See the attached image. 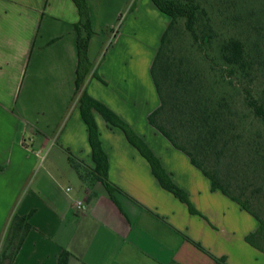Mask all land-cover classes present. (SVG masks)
I'll return each instance as SVG.
<instances>
[{"label":"crops","instance_id":"0c3cea01","mask_svg":"<svg viewBox=\"0 0 264 264\" xmlns=\"http://www.w3.org/2000/svg\"><path fill=\"white\" fill-rule=\"evenodd\" d=\"M88 3L86 90L142 138L187 200L99 112L114 198L95 178L75 96L74 0H0V253L12 217L32 212L13 264H57L63 249L69 264H264L247 240L260 221L149 120L161 105L151 67L169 16L153 0Z\"/></svg>","mask_w":264,"mask_h":264},{"label":"trees","instance_id":"16d2710c","mask_svg":"<svg viewBox=\"0 0 264 264\" xmlns=\"http://www.w3.org/2000/svg\"><path fill=\"white\" fill-rule=\"evenodd\" d=\"M153 1L163 13L169 16L170 21L161 37V43L151 67L152 76L160 94L161 105L149 116V120L176 147L186 152L192 162L210 177L213 188L221 189L256 216L260 221V226L247 236V240L264 250V204L254 205L253 200L257 196L248 190V184L244 181L240 165L227 167L226 170L217 165L221 157L231 148L235 135L230 133L228 136V133L233 126L226 125L228 117L226 112L221 109V105L212 108L211 99L207 98L205 93H201V88L204 85L197 86L199 84L197 82H200L198 71L185 66L184 59L173 55L170 50L173 31L181 18H185L187 28L191 31L194 40L204 42L218 36L215 28L211 25L214 18L209 15L205 6L215 7L218 2L219 7L227 3L229 5L232 3L233 7L240 4L242 7L245 6L247 0ZM74 2L79 10V20L75 23L78 49L75 96L79 95L81 116L88 127L89 142L95 162L93 169L95 178L104 183L114 198L117 187L109 180V160L102 147L95 118V112H99L111 125L121 128L126 133L129 141L148 159L162 186L172 191L180 199L187 200L185 192L174 184L162 167L159 158L142 138L116 112L91 96L86 90L89 74L94 67V63L88 56V47L94 29L88 0H74ZM135 6L136 2L134 1L131 7ZM122 17L123 15L120 20ZM233 18L241 24L247 23L254 29L249 33V35L254 32V35L256 34L253 51H249L247 43L241 35L225 37L220 46V69H224L222 73L225 76H247L253 74V71L257 69L255 64L258 65V59L264 58V19L258 15L255 9L249 13L248 18L240 12H236ZM216 65L219 66L218 62ZM245 96L247 104L254 109L256 115L264 119V101L255 97L249 88H245ZM213 159L215 160L214 166H212ZM208 163L210 164L208 165ZM31 214L32 212L26 215L16 214L12 217L0 253V264H13L32 228ZM70 257L71 252L63 249L58 256L57 264H69Z\"/></svg>","mask_w":264,"mask_h":264},{"label":"rangeland","instance_id":"374dc122","mask_svg":"<svg viewBox=\"0 0 264 264\" xmlns=\"http://www.w3.org/2000/svg\"><path fill=\"white\" fill-rule=\"evenodd\" d=\"M216 5L205 6L209 15L214 18L211 25L218 34L216 38L204 42L194 40L185 18H181L173 31L170 50L173 55L184 59L185 66L198 71L200 82H197L199 83L197 86L204 85L201 93H205V96L211 99L212 108L221 105V109L228 117L226 125L233 126L228 133V136L230 133L235 135L231 148L217 165L223 170L240 165L242 172H239L245 178L248 190L257 196L253 200L254 205L264 204V119L256 115L254 109L247 104L245 96V88H249L255 97L264 101V58L258 59V65L255 64L257 69L247 76H225L222 73L224 69H220V46L225 37L241 35L249 51H253L256 34L249 33L254 29L247 23L235 21L233 16L240 12L248 18L249 13L255 9L264 19V0H247L242 7L240 4L233 7L232 3L219 7V3L216 2ZM206 16L209 17L207 14ZM217 62L219 66L216 65ZM214 165L215 160L212 161V166Z\"/></svg>","mask_w":264,"mask_h":264},{"label":"built area","instance_id":"2783aa9c","mask_svg":"<svg viewBox=\"0 0 264 264\" xmlns=\"http://www.w3.org/2000/svg\"><path fill=\"white\" fill-rule=\"evenodd\" d=\"M68 191L70 190V188H68L67 189ZM76 207H77V209L79 210V211H83V210H85L86 209V204H85V202L83 201V200H78L77 202H76Z\"/></svg>","mask_w":264,"mask_h":264}]
</instances>
